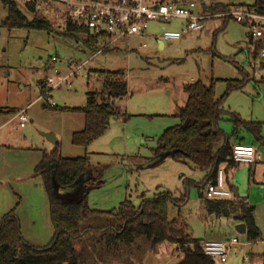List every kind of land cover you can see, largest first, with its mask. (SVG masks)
I'll return each mask as SVG.
<instances>
[{"label": "rangeland", "instance_id": "obj_1", "mask_svg": "<svg viewBox=\"0 0 264 264\" xmlns=\"http://www.w3.org/2000/svg\"><path fill=\"white\" fill-rule=\"evenodd\" d=\"M163 1L172 3L174 0ZM177 1L182 5L195 3L196 13L216 2L246 5L254 2ZM7 18L8 9L0 0V110H16L32 105L28 110L30 120L24 128L18 119L12 120L14 113L0 116V126L7 122L0 127V140L5 138L10 144L16 145V138L19 137L21 144L41 146L48 143L43 133H53L63 157L75 158L88 154L92 166L100 170L104 180L101 187L90 191L88 201L92 209L114 210L125 200L137 207L142 196L151 198L159 192L171 191L177 198L185 196L186 202L180 207L170 205V219H178L183 227H187V232L202 244L231 238H236L239 243L247 242L246 235L236 230L238 223L233 216L219 215L205 207L201 193L204 194L206 188L203 186L206 172L188 161L170 157L143 167L154 159L152 150L157 146L161 134L180 123L176 114L187 101L183 85L198 80L209 83L211 79H219L215 89L217 97H221L228 87L225 80L242 79L246 73L253 77V67L258 70L261 66L262 60L258 53L254 54L256 59L249 57L247 50L250 39L246 25L233 18H208L203 21L202 29L186 30L180 39L164 41V48H160L163 28L181 31L186 22L181 19L165 23L152 22L148 33L120 39L109 48H105V43H100L95 49L86 44V35L49 33L29 28L10 29L2 24ZM225 21L227 23L223 27ZM63 29L60 28V31L63 32ZM99 49L103 51L97 54ZM72 61L81 66L77 75L70 79V85L52 89L48 101L45 97L49 90L47 79L56 74L55 70L63 75L68 74ZM102 70L126 72L128 94L119 104L122 113H126L128 118H112L102 136L87 147L76 146L72 143V132L84 128L85 117L80 112L61 111L59 108L84 107L87 92L101 89L102 84L95 72ZM255 78V81L250 79L242 89L232 91L224 100V113L219 127L230 136V140L235 138L234 115L249 122H260L264 138V78ZM42 83H46L44 90ZM49 102L55 103L56 108L49 104L50 107H46L45 103ZM238 132L240 138L246 136L264 153V141L257 139L244 127ZM251 170L255 171L254 176ZM228 176L227 186L237 188L236 199H244L254 207V218L262 232L255 249L262 254L264 157L251 165L239 164ZM7 182L13 183L12 180L4 183L7 185ZM102 219L99 225L106 224L107 219ZM109 222L112 219L108 218ZM82 242L77 243V246L81 250L83 264H116L123 257L130 258L128 256L132 254L135 260L143 253L142 263H146L147 256L153 260L157 250L152 249L145 238H136L130 245H115L110 244L108 236L96 232L85 235ZM246 249L242 245L238 249L233 248L228 262L216 261V264H245ZM256 262L259 264L261 257ZM256 262L253 260L252 264Z\"/></svg>", "mask_w": 264, "mask_h": 264}, {"label": "trees", "instance_id": "obj_2", "mask_svg": "<svg viewBox=\"0 0 264 264\" xmlns=\"http://www.w3.org/2000/svg\"><path fill=\"white\" fill-rule=\"evenodd\" d=\"M2 2L8 9V18L2 24L10 29L29 28L49 33L86 35V44L98 49L101 38L90 36L84 26L67 23L62 32L56 24L45 19L34 5H24L20 0ZM245 6L264 14V0H254L252 5ZM214 8L216 7L212 9ZM226 23L225 21L223 27ZM95 73L102 86L100 90L92 89L87 92L84 107L59 108L61 111L80 112L85 117L84 128L72 134V143L76 146L87 147L102 136L112 118H128L126 113H122L119 105V101L128 94L126 72L102 70ZM218 80L211 79L209 83L198 80L183 85L187 101L176 114L180 123L167 128L152 150L153 157L185 160L206 172L203 186L216 180L222 166H225V171L238 166L233 159L234 143L219 127V121L224 113L222 106L225 98L232 91L242 89L249 81V75L246 73L242 79L225 80L228 87L221 97L216 95ZM42 87L44 90V83ZM16 111L0 110V114ZM233 122V133L244 127L257 139L264 141L260 122H249L237 115H234ZM218 145L220 146L217 148ZM34 173L42 177L49 198L54 227L53 239L43 247L27 242L21 232L20 220L13 209L0 221V264H83L77 243L83 244L84 235L95 232L108 236L111 239L110 244L115 245H130L139 237L145 238L152 249L163 242L175 243L184 253L183 260L177 264H216V261L203 251L201 241L192 237L187 232V227H183L178 219L169 217L170 205L182 206L186 202L185 196L177 198L173 192L163 191L151 198L142 196L137 207L131 201L125 200L114 210L92 209L89 206V194L91 190L104 184L102 174L98 168L92 166L88 154L75 158L63 157L59 142L54 150L44 151ZM67 187L76 189L64 192L63 189ZM205 203L211 211L226 217L233 216L237 222L245 223L247 241H256L262 237L254 218V207L244 199L205 200ZM102 218L107 219L106 224L99 225ZM108 218L112 219V222L108 223ZM87 223L91 226L86 227ZM253 256L251 255V259L245 264H252ZM260 257L261 264H264V253Z\"/></svg>", "mask_w": 264, "mask_h": 264}, {"label": "built area", "instance_id": "obj_3", "mask_svg": "<svg viewBox=\"0 0 264 264\" xmlns=\"http://www.w3.org/2000/svg\"><path fill=\"white\" fill-rule=\"evenodd\" d=\"M22 4H32L40 11L41 15L64 28L67 23L78 24L87 28L90 36L100 37V43H105L109 48L120 39H130L139 34H145L150 29L152 22H170L181 19L186 26L181 31H171L163 28L162 41L180 39L186 30H199L203 28L205 19L219 16L233 18L246 25L252 39L250 54L258 53L264 63V14L256 12L245 5H237L220 15H206L195 12V3L181 5L177 2L167 3L163 0H20ZM106 37V39H102ZM262 43V45H259ZM103 50L99 49L97 54ZM55 60V59H54ZM81 68L72 61L69 64V73L63 75L55 70V75L47 79L49 90L45 93L48 101L50 91L63 85H70V79L77 75ZM256 74H259L257 71ZM43 98V97H42ZM52 107L55 103L50 104ZM17 117L21 126L28 121L27 110L18 112ZM233 159L237 164H254L260 161L257 149L253 145L237 143L233 147ZM206 200L235 201L234 191L226 184L224 169H219L216 180L210 182L204 191ZM239 244L236 238L226 241L210 240L202 244L203 251L219 263L228 261L231 250ZM193 248V245L191 246ZM250 258L244 257L248 262Z\"/></svg>", "mask_w": 264, "mask_h": 264}, {"label": "crops", "instance_id": "obj_4", "mask_svg": "<svg viewBox=\"0 0 264 264\" xmlns=\"http://www.w3.org/2000/svg\"><path fill=\"white\" fill-rule=\"evenodd\" d=\"M174 1L179 4L177 0ZM183 5H187V4H183ZM237 5H246V4L235 3V2L232 3L216 2V3H212L210 7L204 8V10L200 13H204L206 15H220ZM213 7L216 8L212 9ZM211 18H219V16H215ZM222 18L228 19V17H222ZM249 39H250V43L247 50L249 53V57L256 59V57L250 54V44L252 42L250 35H249ZM159 45L160 48H164L165 46L162 40H159ZM259 45H262V43H260ZM248 61L250 62V60ZM253 70H254L253 73L254 75L253 77L249 75V81L250 79L255 81L256 76H261L262 78H264L263 61H261V66H259L258 70H256L255 67H253ZM257 71L259 72V74H256ZM44 85L46 86V83H44ZM40 99L41 96L38 97V100ZM48 104L50 105V102L45 103V106L47 107ZM31 105L32 103L26 106L25 108H20V109L17 108L16 109L17 111L14 113V117L12 120L18 119L21 126V121L19 117H17V114L21 110H25V109L27 110L28 121L26 122L25 126L23 127L21 126L22 128L26 127L27 123L30 120L28 110L31 107ZM222 107L224 110V106ZM1 115L2 114H0V116ZM6 123L2 124L0 127H3ZM237 132L234 133L233 136L235 137L234 140H231L232 143H234V145L237 143H242V144H248L254 146L252 142H249L246 136L240 138L239 137L240 131L238 133ZM18 138H16V145L12 143L10 144L9 142H7L9 140L5 138H3L4 140H0V221L4 217V215L9 213L11 210L15 209L16 214L20 220L21 232L24 239L30 244H33L38 247H43L48 245L53 239L54 227L51 221L49 198L44 186L43 179L40 175H36L34 173V169L38 165V163L42 160L44 151L50 152L54 150L57 144L52 143L49 140L46 141L48 143H43L41 146L21 144ZM256 149L261 161L262 157H264V153L259 151L257 147ZM149 160L151 159H147V161ZM143 167H148V166H143ZM237 167H239V164ZM221 169H224L226 183L228 185L229 183L228 175L233 169H229L225 171V166H222ZM250 172L251 175L252 174L253 176L255 175V171L253 172L251 170ZM9 180H12L13 183L11 184L10 182H7L6 185L4 182ZM232 190L234 191V189ZM235 196L237 197V195ZM201 198L206 200L204 194ZM236 200H240V199L237 198ZM204 205L210 212H214L209 209V206L206 203ZM237 223H241V222H237ZM219 241H225V240H219ZM257 243H258L257 240L252 242L247 241L246 243H239L234 248L238 249L240 245L247 248L246 252L248 253L246 256H248L251 259V255H254L253 260H255L256 262L260 260V256L264 253L263 251V253L260 254L257 251V249H255ZM155 248L158 250V251L156 250L155 252V257L153 256V260H150L149 259L150 257L147 256L146 263H142L145 254L143 253V256L135 257V260H133L132 254L128 256L130 258H127V256L126 258L123 257V259L117 260L116 264H177L181 262L184 258L183 251L175 243L163 242L158 244ZM131 260H133V262ZM99 263L102 262L99 261ZM260 263L261 262H259V264Z\"/></svg>", "mask_w": 264, "mask_h": 264}, {"label": "water", "instance_id": "obj_5", "mask_svg": "<svg viewBox=\"0 0 264 264\" xmlns=\"http://www.w3.org/2000/svg\"><path fill=\"white\" fill-rule=\"evenodd\" d=\"M43 136H45L52 143H55V144L58 143V141L56 139V136L53 133H43ZM160 160H161V157H159V156L154 157V159L151 160V161H149V163H147L145 166L154 165L157 162H159ZM75 189H76V187H67V188L63 189V191L64 192H71V191H73ZM234 193H235V195H238V192H237V189L236 188L234 189ZM236 230L239 233H241V234H246V231H247L246 224L243 223V222L238 223L236 225Z\"/></svg>", "mask_w": 264, "mask_h": 264}]
</instances>
